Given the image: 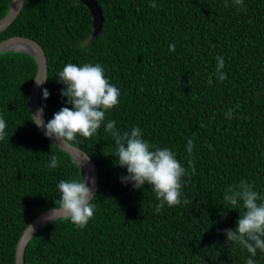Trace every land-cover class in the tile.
I'll list each match as a JSON object with an SVG mask.
<instances>
[{"label":"trees","instance_id":"obj_1","mask_svg":"<svg viewBox=\"0 0 264 264\" xmlns=\"http://www.w3.org/2000/svg\"><path fill=\"white\" fill-rule=\"evenodd\" d=\"M11 1L0 0V18ZM97 1L104 23L96 36L83 0H25L0 40L26 35L43 45L46 121L71 108L57 77L63 67L101 64L121 92L105 123L115 120L121 131L138 126L152 145L174 151L190 173L181 189L189 203L156 213L150 185L122 183L127 170L115 163V141L102 124L92 138L72 142L100 172L94 217L83 229L64 216L43 225L27 243L25 264H245L250 254L226 242L224 233L245 209L242 203L228 208L223 197L242 179L264 196V0H243V8L233 0L227 6L226 0H154L156 8L149 6L153 0ZM218 55L225 61L223 82L216 75ZM37 68L26 50L0 52V117L7 133L0 140V264H15L27 225L59 207V181L84 177L74 156L31 120ZM53 155L60 163L50 169ZM254 259L264 264V252L257 250Z\"/></svg>","mask_w":264,"mask_h":264},{"label":"clouds","instance_id":"obj_2","mask_svg":"<svg viewBox=\"0 0 264 264\" xmlns=\"http://www.w3.org/2000/svg\"><path fill=\"white\" fill-rule=\"evenodd\" d=\"M233 3L243 8V0H233ZM149 6L156 8L157 4L153 0ZM169 50L174 51L175 45L170 44ZM216 61L217 79L223 82L227 79L226 73L222 71L225 61L219 55ZM104 72V67L99 63H84L79 66L67 63L57 77L58 82L65 85L61 89V95L67 98L71 108L61 107L44 124V106H41L35 114H31V120L38 128H44L46 137L67 144L77 141L78 136L92 138L103 124L105 132L110 133L115 141V163L127 170V175L120 178L122 183H131L133 188L150 185L158 201L156 213L161 212L165 206L188 204L187 199H182L181 189L185 183L182 178L190 173L181 165L174 151L152 145L142 137V130L138 126H133L130 131H121L116 127L115 120L105 123L106 113L119 104L121 92L109 82ZM47 79L45 75L41 79L35 78V82L39 86ZM211 82L210 78L209 84ZM48 96V90L43 89L42 97L47 99ZM227 115L228 118L232 117L231 110ZM6 136V121L0 117V140H4ZM208 147L212 148L211 145ZM193 149V140L189 139L186 151L190 156ZM59 163V158L53 155L48 167L56 168ZM78 164L81 168L82 162L78 161ZM188 164L194 172V161L189 160ZM57 187L60 197L55 204L59 205L64 218L80 229L86 227L94 217L95 204L92 201L96 196L89 178L82 176L81 179H61ZM223 199L230 206L228 208L236 209L242 203L245 209L243 215H239L235 228L224 230L226 242L236 243L247 250L250 255L245 264H257L254 259L257 250L264 252V196L254 190L251 182L242 179L238 184L227 188Z\"/></svg>","mask_w":264,"mask_h":264},{"label":"water","instance_id":"obj_3","mask_svg":"<svg viewBox=\"0 0 264 264\" xmlns=\"http://www.w3.org/2000/svg\"><path fill=\"white\" fill-rule=\"evenodd\" d=\"M90 7L91 13L93 15V36H96L97 33L102 29L104 23V14L101 5L97 0H83ZM25 0H12L9 11L5 16L0 18V30L7 27L17 16L18 12L24 5ZM25 42L29 44V48H20L16 47L15 43ZM8 49H18L26 50L32 53L38 63L37 73L35 75L36 79H41L43 76H47L48 72V59L46 51L43 45L33 37L26 35H12L0 40V52ZM35 78L30 91V111L31 114H35L37 109L43 106L44 98L42 97V90L46 89V82L37 86ZM44 124L47 123L44 114L42 116ZM40 130L44 133V128L41 126ZM53 143L60 146L64 150L71 153L74 158L78 161H81L85 167L81 165V169L84 173V178H89L90 186L93 188L94 194L97 192L99 187V177L100 172L98 171L97 165L93 158L80 146L74 143H63L61 141H56L53 138L47 137ZM64 216V213L60 207H54L47 209L33 218V220L27 225V227L22 232L16 247V261L15 264H25V250L27 243L29 242L32 235L37 232L43 225L46 223Z\"/></svg>","mask_w":264,"mask_h":264},{"label":"bare ground","instance_id":"obj_4","mask_svg":"<svg viewBox=\"0 0 264 264\" xmlns=\"http://www.w3.org/2000/svg\"><path fill=\"white\" fill-rule=\"evenodd\" d=\"M11 3H12V1H11ZM11 3H10V6H11ZM85 3H86V2H85ZM86 4H87V3H86ZM10 6H9V9H10ZM89 8H90V7H89ZM9 9H8V11H9ZM21 9H22V8H21ZM8 11H7V12H8ZM20 11H21V10H20ZM20 11H19V12H20ZM90 11H91V10H90ZM19 12H18V14H19ZM6 14H7V13H6ZM6 14H5V15H6ZM18 14H17V15H18ZM5 15H4V16H5ZM92 16H93V15H92ZM16 17H17V16H16ZM16 17H15V18H16ZM15 18H14V19H15ZM3 29H4V28H3ZM15 46H16V47H20V48H29V44H28V43H25V42H17V43H15ZM8 50H9V49H8ZM16 50H18V49H16ZM28 52H29V51H28ZM36 73H37V72H36ZM82 166H83L84 170L86 171V167H85V165H84L83 163H82Z\"/></svg>","mask_w":264,"mask_h":264}]
</instances>
